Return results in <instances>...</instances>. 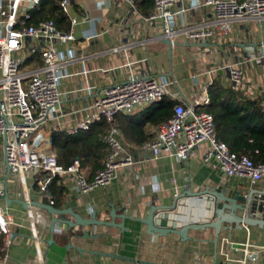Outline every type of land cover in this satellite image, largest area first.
Segmentation results:
<instances>
[{
  "label": "crops",
  "instance_id": "1",
  "mask_svg": "<svg viewBox=\"0 0 264 264\" xmlns=\"http://www.w3.org/2000/svg\"><path fill=\"white\" fill-rule=\"evenodd\" d=\"M189 1L177 0L172 5V10L184 7L178 19L186 24H211L214 33L197 41L179 35L172 46L164 37L145 40L146 36H157L163 31L162 21L145 19L154 6L147 9L146 5H132L126 0H70L71 14L86 17L74 25L77 36L81 38L83 30L88 28H94L99 34L74 43V56L65 64L69 74L60 85L63 95L57 116L46 124L51 134L74 125L84 117L86 107L106 85L123 81L133 73L176 79L170 86L173 93L177 97L191 98L214 80L234 88L228 79L227 65L239 61L252 92L246 87L234 89L260 102L264 94V58L242 61L241 53L248 45L256 50L264 46V21L245 17L233 21L230 32L223 33L213 24L211 6L193 7ZM65 15L67 27L62 24L58 27L69 29L71 22ZM117 116L118 136L132 154L134 163L120 166L106 186L86 192L77 191L74 175H63L59 182L62 189L54 205L85 217L96 211L104 219H110L109 214L114 209V220L122 226L84 227L95 236L70 235L71 227L66 220H74L71 213L58 214L40 205L29 206L31 200L49 203L39 182L47 173L26 172L24 187L18 175L7 171L4 139L0 137V177L7 187V194L0 196V206H7L17 220L7 247L6 264H39V252L43 255V264H264V225L222 224L219 231L205 226L180 234L149 231L148 224L138 219L163 205L165 208L154 211L156 221H160L158 226L163 223L170 226L172 215L203 222L208 213L212 215L214 202L216 210H223L220 194L217 198L211 195L212 191L232 197L236 190L241 194L252 189L264 191V178L251 181L247 177L225 176L212 162L203 160L206 144L194 150L188 159H177L165 153L154 158L151 150L142 146L153 135L149 134V139L143 143L126 138ZM149 125H145L147 132ZM98 168L87 165L81 167V172L93 177ZM26 198L29 199L27 207L18 200ZM90 205L93 210H89ZM161 214L166 217L160 220ZM256 214L264 218V213ZM75 227L73 229L80 233L82 227ZM34 231L37 242L32 237ZM68 241L75 246L67 247ZM76 246L113 255L79 250Z\"/></svg>",
  "mask_w": 264,
  "mask_h": 264
},
{
  "label": "built area",
  "instance_id": "2",
  "mask_svg": "<svg viewBox=\"0 0 264 264\" xmlns=\"http://www.w3.org/2000/svg\"><path fill=\"white\" fill-rule=\"evenodd\" d=\"M126 1L136 5L138 0ZM153 1L154 10L145 19H159L163 23V31L157 36L148 35L145 40L164 37L174 46L175 38L179 35L191 41L213 35L214 27L211 24H186L178 19L184 7L172 10L177 0ZM39 2L0 0V137L4 139L6 163L10 171L20 177L24 187V175L29 171L47 173L39 182L40 190L48 196L47 184L53 175H74L75 187L79 192L106 186L117 175L120 166L134 163L132 154L118 136L115 115L118 112H134L165 95L176 99L173 114L157 124H150L149 131L153 138L142 145L151 150L154 158L165 153L177 159H188L194 150L206 144L203 160L212 162L225 176L247 177L251 181L264 178V161H254L247 152L232 151L217 138L213 114L200 108L210 100L208 84L191 98L177 97L170 89L177 82L176 79L165 76L156 78L146 73H133L123 81L106 85L94 102L86 107L84 117L65 129L67 133H75L79 129H88L102 118L111 123L102 137L107 145L104 164L93 177L81 172L79 158L66 166L60 164L52 146L51 131L46 124L57 116V107L63 95L60 85L69 74L65 64L69 57L74 56V43L80 39L89 40L99 32L88 28L83 30L81 38L77 36L74 25L86 17L71 14L70 0H59L62 10L69 16V29L58 27L52 18L37 23L28 22L31 17L29 9ZM189 5L211 6L213 24L223 33L230 32L233 21L245 17L264 21V0H190ZM36 53L40 54V61L36 58L29 61V56ZM241 57L242 61L264 58V46L256 50L253 45H248ZM22 66L24 70H20ZM227 69L229 82L234 88L246 87L252 92L249 78L239 61L229 63ZM259 103L264 110V94ZM6 193V183L0 177V196ZM26 200L29 202L28 198ZM29 206L34 208L35 205ZM89 210H93L91 205ZM16 224L14 213L7 206H0V234L6 238L1 264H6L7 247ZM32 237L38 241L35 231ZM37 256L38 263L43 264V255L39 252Z\"/></svg>",
  "mask_w": 264,
  "mask_h": 264
},
{
  "label": "trees",
  "instance_id": "3",
  "mask_svg": "<svg viewBox=\"0 0 264 264\" xmlns=\"http://www.w3.org/2000/svg\"><path fill=\"white\" fill-rule=\"evenodd\" d=\"M138 4L151 9L153 0H138ZM31 14L28 22L37 23L42 19L52 18L57 25L67 27L66 15L59 5V0H40L38 5L29 9ZM40 61V54L29 56ZM210 100L201 109L210 111L214 116L215 132L219 140L223 141L230 150L247 152L254 161H264V110L258 99L247 97L238 90L225 87L214 80L208 85ZM176 99L165 95L144 108L131 113L118 112L116 115L122 130L128 139L143 143L149 139V130L145 125L157 124L173 114ZM111 123L105 118L95 121L88 129H79L75 133L54 130L51 134L52 146L57 154L58 162L64 166L79 158L81 167L90 165L98 168L103 165L106 155V143L102 137ZM255 152L256 154L252 155ZM255 156V157H254ZM62 179L60 175H53L48 188V202L56 205V195L61 192ZM4 235L0 234V264L4 255Z\"/></svg>",
  "mask_w": 264,
  "mask_h": 264
},
{
  "label": "water",
  "instance_id": "4",
  "mask_svg": "<svg viewBox=\"0 0 264 264\" xmlns=\"http://www.w3.org/2000/svg\"><path fill=\"white\" fill-rule=\"evenodd\" d=\"M166 42L170 43V40L168 38H164ZM7 171H10V167L7 165ZM187 193H191L188 191ZM7 194V193H6ZM219 194L222 199V211L221 210H216V202H214V207L212 210V215L211 213H208L207 219L209 216L211 218L215 217V219L211 220H204L203 222H199L195 219L192 218H180L177 215H172L171 216V223L170 226H158L156 225L160 221H156L155 216L156 214L154 211L156 209L160 208H165L163 205L154 207L152 210L148 213V215L144 218H138L141 221L145 222L148 224V229L149 231H155L159 233H167V232H177L180 234H186L187 231L190 228H202L205 226H212L214 227L217 231H219L222 227V224H228V225H235L239 227L241 224H248V225H253V224H258V225H264V218H261L256 214V212L264 213V191H259L256 189H252L248 191L247 193L241 194L240 191H235V195L232 196H227L225 194L221 195L218 191H212L211 195H214L215 197H219ZM23 205L26 207L28 206V201L25 199H18ZM194 200V199H193ZM240 202H239V201ZM31 203L33 205H40L43 208L48 209L49 211L53 213H71L74 217V220H66V222L69 224L71 227L70 235L75 236V237H88V236H95L96 234L92 235L91 232L86 228L84 229L85 226L88 225H103V226H122L121 223H117L114 220V217L116 215L114 209L113 211L109 214L110 219H104L99 217L96 214V211H94L91 216L85 217L81 213L73 211L72 209H60L56 208L54 205L50 203H45L41 201H35L31 200ZM186 211V209H184ZM240 211V213H238ZM122 215V214H121ZM129 216V215H125ZM166 217L165 214H161L160 220L162 218ZM168 217V216H167ZM188 222H187V221ZM80 226L82 229H80V233H77L75 229H73L75 226ZM76 228V227H75ZM79 229V228H76ZM69 246H75L73 245L70 241L67 243V247ZM79 250H89L92 252H97L101 254H108V255H113L111 252H102V251H97V250H91L85 247H78L76 246ZM116 256H121L118 254H115Z\"/></svg>",
  "mask_w": 264,
  "mask_h": 264
},
{
  "label": "rangeland",
  "instance_id": "5",
  "mask_svg": "<svg viewBox=\"0 0 264 264\" xmlns=\"http://www.w3.org/2000/svg\"><path fill=\"white\" fill-rule=\"evenodd\" d=\"M20 70H24L23 66L20 68Z\"/></svg>",
  "mask_w": 264,
  "mask_h": 264
}]
</instances>
